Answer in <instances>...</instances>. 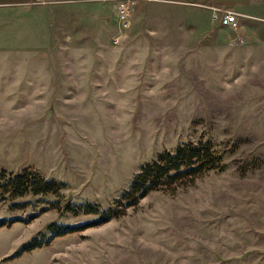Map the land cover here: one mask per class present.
<instances>
[{
    "label": "rangeland",
    "instance_id": "374dc122",
    "mask_svg": "<svg viewBox=\"0 0 264 264\" xmlns=\"http://www.w3.org/2000/svg\"><path fill=\"white\" fill-rule=\"evenodd\" d=\"M49 5L54 35L40 48L43 29L31 19ZM192 7L135 0L132 27L116 45L114 4L0 0V76L46 73L44 59L61 66L59 75L77 74L75 60L114 66L82 70L109 79L83 85L81 110L57 100L39 109V130L0 128V170L64 185L57 194L0 198V264H264V25L250 20L257 39L245 41L240 27L220 25L226 9L217 20ZM22 10L29 19L19 29ZM17 108L24 119L37 112L32 101L0 97V117ZM207 142L222 155L221 170L152 191L106 223L85 213L113 208L159 153ZM49 224L87 228L42 235ZM38 233L40 246L15 257Z\"/></svg>",
    "mask_w": 264,
    "mask_h": 264
},
{
    "label": "crops",
    "instance_id": "0c3cea01",
    "mask_svg": "<svg viewBox=\"0 0 264 264\" xmlns=\"http://www.w3.org/2000/svg\"><path fill=\"white\" fill-rule=\"evenodd\" d=\"M79 1L82 2V0ZM196 1H199V3L206 5L205 7L207 8H201L198 4H193L198 3ZM189 3L191 4V6H193L192 8L194 9L196 8L206 11H213V13L211 12L210 18H214L215 16H217L219 14L218 11L220 9H226L235 12L237 14V19L240 24V31H237V35L239 36V38H241V40L250 41L257 39L256 30L255 34L253 28H251V25L253 23L250 22L253 21L250 20L256 19L260 21V23L254 22V24L264 25V0H204L203 2L201 0H187V4ZM24 4L26 5V3ZM51 8L52 7L49 5L46 13L42 14V16H33V18L31 19V26L33 28L36 27L35 22L37 23L38 21V27L43 29V32L38 33L43 36V38L42 36H38L39 42H42L39 46L40 48L48 44H45V40L49 42L50 35L51 37L52 35H54L53 29H55L56 17L55 15H53V9ZM24 19L27 20L29 18H25L23 10L16 11L15 20H17L18 22L15 26L19 29H24L27 26V23ZM44 30H46L47 36L45 35ZM45 48L50 50L48 46ZM33 50L35 49H31V51L24 50V52L31 53ZM38 64L47 69L46 73H42L39 75H27L24 73H17L14 76H0L1 99L32 101V106L37 109V112L32 113L30 118L25 119L23 118L24 112L20 111L21 108H17L16 110H14L15 112H12L11 115H7L9 113L2 114L0 117V128L5 126V130H13L14 132H20L29 129L28 127L31 126L30 130H36L38 129L36 126L46 125V123H42V119L39 118V109L41 111L42 108L44 109L47 106L54 107L55 102L57 100L61 101L66 107L79 109L75 105L77 104L78 99H81V96L79 97L78 94H82L86 89V87H84L83 85L86 84V86L90 89L89 85L99 83L101 82V79H109L106 76L99 78L100 74H106L105 71H99L98 75H87L82 73V70L84 68H89V66L101 68L114 67L112 65H109L108 62L101 60H75L73 64L69 63V65L71 68H73V71L78 72L77 74L59 75L57 74V68L61 66H56L55 61L44 59L38 61ZM67 64L68 63H66V65ZM21 67H25L24 62L22 63ZM110 73L115 75L113 71H111ZM116 76H118V79L120 80L121 76ZM85 95L86 94L83 95V98L85 97ZM64 116L69 117V115L63 113V117ZM65 120L67 122H74L73 120L69 121L66 118Z\"/></svg>",
    "mask_w": 264,
    "mask_h": 264
},
{
    "label": "trees",
    "instance_id": "16d2710c",
    "mask_svg": "<svg viewBox=\"0 0 264 264\" xmlns=\"http://www.w3.org/2000/svg\"><path fill=\"white\" fill-rule=\"evenodd\" d=\"M222 155L218 153L211 143L182 144L172 152L159 153L155 160L141 167L128 188L124 190L114 202V207L104 211H98L94 207L87 206L85 213L98 215L100 223H106L119 214V208H128L137 205L148 193L165 186L176 185L183 181H191L204 173L222 168ZM190 179V180H189ZM63 184L53 180H45L36 173L23 170L12 174L0 170V198L7 195L9 199L23 198L28 194L49 195L57 194L63 189ZM3 224H0L2 227ZM87 228L70 227L57 224H49L42 235L54 234V237ZM33 237L22 244L15 253L19 257L40 246L39 236Z\"/></svg>",
    "mask_w": 264,
    "mask_h": 264
},
{
    "label": "built area",
    "instance_id": "2783aa9c",
    "mask_svg": "<svg viewBox=\"0 0 264 264\" xmlns=\"http://www.w3.org/2000/svg\"><path fill=\"white\" fill-rule=\"evenodd\" d=\"M100 3L104 4H114L115 6V16L118 26V33L113 36V41L117 45L122 42L124 36L132 27L133 21V3L135 0H98ZM214 18H217L215 16ZM219 23L221 26L228 27L234 31L239 28V21L237 19V14L233 11L226 10L224 14L220 17Z\"/></svg>",
    "mask_w": 264,
    "mask_h": 264
}]
</instances>
